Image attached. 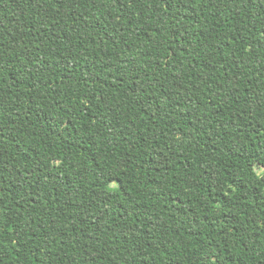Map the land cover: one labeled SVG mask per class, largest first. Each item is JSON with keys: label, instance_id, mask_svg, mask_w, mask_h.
<instances>
[{"label": "trees", "instance_id": "16d2710c", "mask_svg": "<svg viewBox=\"0 0 264 264\" xmlns=\"http://www.w3.org/2000/svg\"><path fill=\"white\" fill-rule=\"evenodd\" d=\"M0 264H264V0H0Z\"/></svg>", "mask_w": 264, "mask_h": 264}]
</instances>
